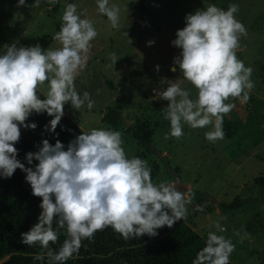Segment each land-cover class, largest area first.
<instances>
[{"label": "clouds", "instance_id": "obj_1", "mask_svg": "<svg viewBox=\"0 0 264 264\" xmlns=\"http://www.w3.org/2000/svg\"><path fill=\"white\" fill-rule=\"evenodd\" d=\"M45 2L51 6L57 0ZM40 4L41 0H31L30 4L16 0L17 7ZM95 5L111 27L119 26L118 5L111 0H95ZM85 11H78L75 0H65L59 30L52 37L58 47L43 49L39 42L17 46L15 41L0 47V178H11L20 169L31 194L40 198L36 222L20 234V242L44 249L34 259L44 261L47 257L46 264H65L78 255L83 240L93 239L106 227L123 239L156 236L161 227L171 228L187 218V205L194 195L191 188L179 190L178 179L154 183L147 160L127 155L121 132L111 128L80 131L67 145L44 138L36 151L25 153L23 163L17 158L14 145L20 129L37 126L26 122L30 115L51 117L42 129L57 137L55 129L65 104L77 111L96 106L89 92L80 93L75 86L76 77L87 66L91 42L98 35ZM238 12L237 2L229 3L226 9L210 3L186 13L184 26L175 31L170 44L179 51L173 56L170 71H178L180 78L162 77L159 89H152L153 99L167 101L164 118L169 121V131L165 139L182 137L187 124L193 129L207 128L204 137L209 142L222 140L224 116L234 108L226 101L230 97L241 102L249 99L255 86L253 69L237 57L241 37L247 35L244 23L237 19ZM117 59L115 52L110 53L112 65ZM159 67L155 65L154 70L159 71ZM185 81L195 89L194 97L191 89L182 87ZM45 83L47 90L41 94ZM213 227L215 230L206 232L204 246L191 264H230L236 244L222 234L225 228L218 220ZM61 230L65 238L54 250L50 242H57Z\"/></svg>", "mask_w": 264, "mask_h": 264}, {"label": "rangeland", "instance_id": "obj_2", "mask_svg": "<svg viewBox=\"0 0 264 264\" xmlns=\"http://www.w3.org/2000/svg\"><path fill=\"white\" fill-rule=\"evenodd\" d=\"M75 2L78 11L86 10L84 14L93 21L98 33L91 42L87 66L76 77L75 86L80 93L89 92L96 106L77 111L65 104L64 114L82 131L119 130L126 154L140 156L156 170L152 174L154 183L178 179L179 190L192 189L194 195L183 221L206 236L208 230H215L213 222L218 220L225 228L222 234L236 244L230 256L232 264H264V190L254 184V180L264 176V121L260 119H264V108L258 110L259 105L252 100H264V0H129L128 4L127 0H111L120 7L116 28L96 11L95 0ZM231 2L239 4L236 16L247 29L237 57L252 67L255 86L247 102L229 98L227 102L233 103L234 108L224 118H233L244 106L239 118L250 121L249 125L233 138L224 136L214 143L204 137L207 128L193 129L187 124L182 137L165 139L169 131V121L164 118L167 101L153 99L152 89H159L162 77L180 78L178 71H170L173 56L179 51L170 41L175 38V31L184 26L186 13L210 3L226 9ZM64 5L65 0H57L51 6L41 0L39 7L29 8L17 7L16 0H0V47L14 41L17 46H28L43 38L50 40L47 48L58 47L52 37L59 30ZM149 40L154 43L148 45ZM112 52L118 56L113 65ZM155 65L160 66L159 71L154 70ZM182 87L191 89L195 96L189 83L185 81ZM46 90L45 83L39 91L42 94ZM114 106L119 108L122 118L117 128L102 122L106 107ZM136 120L151 124L149 151L127 130ZM235 201L241 203L237 210L220 208L221 204Z\"/></svg>", "mask_w": 264, "mask_h": 264}, {"label": "trees", "instance_id": "obj_3", "mask_svg": "<svg viewBox=\"0 0 264 264\" xmlns=\"http://www.w3.org/2000/svg\"><path fill=\"white\" fill-rule=\"evenodd\" d=\"M37 42L43 49L50 44L48 38L39 39L35 43ZM106 83L111 90H114L113 85L107 81ZM49 119L51 117L46 114H32L26 122H35L36 128L20 129L19 141L14 146L18 149L17 158L22 163L25 153L36 151L42 139L47 138L49 143L59 139L67 145L70 139L82 131L64 114L55 129L59 135L53 137L52 133L42 129ZM102 122L117 128L122 122L119 108L106 107ZM61 125L64 130H61ZM68 129L72 131L69 132ZM127 130L145 150H151L153 130L150 122L136 120ZM223 130L227 138H232L236 133L235 125L224 121ZM35 163L34 160L33 165ZM154 173L156 170H152V174ZM24 176L25 173L16 169L11 178H0V264H46L47 261V257L44 261L34 259V256L44 252V249L39 246L29 247L20 242V234L26 232L36 222L41 210L38 206L40 198L31 194L30 186L24 180ZM254 184L264 190V176L254 180ZM240 207V201L220 205L223 211H233ZM55 226L54 220L53 227ZM64 238V231L61 230L59 239L55 244L50 242V247L54 250L58 249ZM204 242L205 236L199 235L183 220L177 221L171 228L161 227L157 230L156 236L142 235L130 239H123L111 227H106L97 231L93 239L83 240L78 255L65 264H191L195 253L204 246Z\"/></svg>", "mask_w": 264, "mask_h": 264}, {"label": "crops", "instance_id": "obj_4", "mask_svg": "<svg viewBox=\"0 0 264 264\" xmlns=\"http://www.w3.org/2000/svg\"><path fill=\"white\" fill-rule=\"evenodd\" d=\"M251 97H252V95H251ZM253 102H254V105L255 104H258L259 105V108H257L258 110L259 109H262V108H264V100H261L260 98H258L257 100H256V97H253ZM226 103H227V101H226ZM242 106V105H241ZM244 106H242L241 107V109L243 108ZM241 109H239L235 114H234V116H233V118H229V119H227V118H224L223 119V121L224 122H226V123H229V124H231V125H235V127H236V133H235V135L234 136H236V135H238L239 133H240V131H241V128L243 127V126H246V125H249V122L250 121H244V120H242V119H240L239 118V115L240 114H242V112H243V110H241ZM256 109V110H257ZM254 110H255V108H254ZM254 110H253V113H254ZM262 114H264V113H262ZM261 116V115H260ZM103 117V116H102ZM260 119L261 120H263L264 121V119L262 118V117H260ZM250 120V119H249ZM251 122H252V120H251ZM236 123V124H235ZM153 135V134H152ZM233 136V137H234ZM232 137V138H233ZM253 142H256V141H252V143ZM257 143V142H256Z\"/></svg>", "mask_w": 264, "mask_h": 264}]
</instances>
